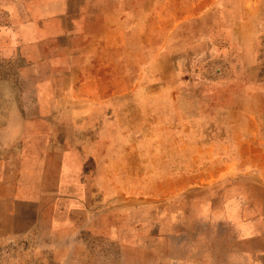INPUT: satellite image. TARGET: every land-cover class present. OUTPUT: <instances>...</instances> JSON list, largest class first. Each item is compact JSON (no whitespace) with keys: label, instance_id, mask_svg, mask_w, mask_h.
<instances>
[{"label":"rangeland","instance_id":"obj_1","mask_svg":"<svg viewBox=\"0 0 264 264\" xmlns=\"http://www.w3.org/2000/svg\"><path fill=\"white\" fill-rule=\"evenodd\" d=\"M40 1L0 0V264H264V0H84L103 71L66 76L102 84L68 93L110 112L76 122L108 144L79 146V186L52 144L70 122L40 119Z\"/></svg>","mask_w":264,"mask_h":264},{"label":"crops","instance_id":"obj_2","mask_svg":"<svg viewBox=\"0 0 264 264\" xmlns=\"http://www.w3.org/2000/svg\"><path fill=\"white\" fill-rule=\"evenodd\" d=\"M94 4L95 2L86 4L84 0H41L36 6L41 11L33 14L35 19L27 24L29 34H27L26 43L31 50V64L46 66L42 72L50 74V82L48 80L45 85L46 92L42 99L44 98L46 105L51 106V112L48 117L40 119L70 122L69 129L60 132L62 140L52 143L59 145L62 152L58 183L64 186L82 184L85 167L84 163H81L84 158L80 155L79 146L89 149L97 148L100 152H105V147L108 145L107 142L104 145L102 139L95 140L96 144L93 143V139H90L93 136L102 137L103 132L93 133L90 130L85 133V130L76 123L94 118H98L99 121L108 119L107 115L110 111L106 98L95 91L87 95H84L82 91L80 95L68 93L74 85L78 88L77 90H84L85 86L92 90L97 89L102 84L101 80L89 77L90 79L87 80L91 82L88 83L87 80L78 76L77 80L69 81L66 76L71 73L103 71L102 65H100L101 68L98 67L99 60H96L97 57H101V51L88 44V42L95 44L105 40L102 37L103 34L98 31V27L90 26L102 25L101 17L85 16V14L89 15V11L85 10H89L90 5ZM56 77L57 79L60 77V82L56 80ZM24 198L40 199L34 195Z\"/></svg>","mask_w":264,"mask_h":264}]
</instances>
